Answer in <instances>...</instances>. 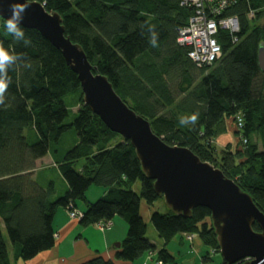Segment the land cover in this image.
Listing matches in <instances>:
<instances>
[{
  "label": "trees",
  "instance_id": "trees-1",
  "mask_svg": "<svg viewBox=\"0 0 264 264\" xmlns=\"http://www.w3.org/2000/svg\"><path fill=\"white\" fill-rule=\"evenodd\" d=\"M37 1L62 16L65 35L82 46L94 74L107 77L115 92L150 121L163 142L189 148L219 167L264 213V71L259 65L264 0H239L227 10L225 15L239 17V40L233 43L220 31L222 57L210 66H198L189 57L190 48L178 42L193 12L182 0ZM5 22L0 17V47L16 59L0 73L5 85L0 95V220L13 259L0 224V264L28 261L53 248L57 210L71 204L78 208L81 202L85 206L79 218L82 226L116 216L128 224L127 236L116 251L120 263L96 255L81 264H133L147 253H156L160 264H176L166 246L158 250L146 237L141 202L152 206L163 197L143 172L130 140L112 131L84 103L78 74L61 50L36 29L22 26L25 35L16 38L4 30ZM70 95L75 96L78 109L73 121L67 122L71 110L65 100ZM192 114L197 115L195 123L180 124L182 117ZM239 115L243 128L237 133L247 143L228 145L217 156L215 140L226 132V120H237ZM71 130L78 143L58 161L69 189L54 198V189L42 188L33 172L37 161L51 150L56 152ZM93 186L107 188L95 202L86 196ZM151 221L166 245L179 234L196 233L204 246L219 252L211 210L205 206L194 208L190 217L171 209L154 211ZM253 227L260 231L257 223Z\"/></svg>",
  "mask_w": 264,
  "mask_h": 264
},
{
  "label": "water",
  "instance_id": "water-1",
  "mask_svg": "<svg viewBox=\"0 0 264 264\" xmlns=\"http://www.w3.org/2000/svg\"><path fill=\"white\" fill-rule=\"evenodd\" d=\"M13 5L24 7L22 26L36 29L61 50L78 74L83 100L114 132L130 140L143 172L154 180V188L174 213L190 217L194 208L211 210L213 228L223 261L264 264V213L250 194L243 191L221 169L201 160L189 148L167 145L153 131L148 119L138 114L114 90L108 78L94 74L82 46L65 35L62 16L50 13L40 1L0 0V17L11 16ZM259 65L264 71V44ZM257 223L260 231L253 225ZM120 248L121 244L116 245Z\"/></svg>",
  "mask_w": 264,
  "mask_h": 264
},
{
  "label": "crops",
  "instance_id": "crops-1",
  "mask_svg": "<svg viewBox=\"0 0 264 264\" xmlns=\"http://www.w3.org/2000/svg\"><path fill=\"white\" fill-rule=\"evenodd\" d=\"M231 119V118H230ZM227 119V131L221 135L227 145L231 144L232 137L236 136V131L231 126L232 121ZM219 142V140H215ZM78 143V138L75 137L74 146ZM70 147V146H69ZM72 148V147H71ZM67 146L57 149L56 152L51 150L45 157L37 161V168L33 172V179L44 189L52 187L54 189V198L63 196L69 189V185L63 174L60 171L58 161L63 157V154L71 149ZM51 172L57 175L58 180L61 182V190L56 188L54 180L47 179L45 186L40 180V172ZM45 175V174H44ZM137 189V183L135 185ZM107 192V188L99 187L96 191L88 190L87 199L91 202L97 201L104 196ZM84 204H78V210L83 212ZM142 209V202H141ZM142 213V212H141ZM152 214V213H151ZM144 217V216H143ZM145 221L148 225L151 220L147 216ZM111 226L102 229L100 223L90 226H82L79 218H72L67 208L60 207L53 220V229L55 235V246L47 251H43L35 256L33 259L21 263L20 260L17 264H81L95 257L96 255H102L106 259H111L116 263H120L116 259V251L118 247L117 243H120L126 238L128 232L127 222L116 216L111 220ZM155 253H147L143 256L142 264H151L154 261ZM156 257V256H155ZM151 260V261H150ZM160 264L159 261H156ZM135 264V262L133 263Z\"/></svg>",
  "mask_w": 264,
  "mask_h": 264
},
{
  "label": "built area",
  "instance_id": "built-area-1",
  "mask_svg": "<svg viewBox=\"0 0 264 264\" xmlns=\"http://www.w3.org/2000/svg\"><path fill=\"white\" fill-rule=\"evenodd\" d=\"M239 0H182V5L192 8L193 12L185 26L181 28L178 42L189 47V57L198 66H210L222 57V48L217 35L220 31L227 33L233 43H238L241 23L237 15H225L228 9ZM250 16L254 15V10H250ZM237 127L243 128V118L237 116ZM243 143L247 140L243 138ZM72 218H81L83 212L79 211L73 204L68 208ZM111 221L100 222L102 229L111 226ZM197 234H185L189 239H193ZM246 263L249 259H244ZM245 263V264H246Z\"/></svg>",
  "mask_w": 264,
  "mask_h": 264
},
{
  "label": "rangeland",
  "instance_id": "rangeland-1",
  "mask_svg": "<svg viewBox=\"0 0 264 264\" xmlns=\"http://www.w3.org/2000/svg\"><path fill=\"white\" fill-rule=\"evenodd\" d=\"M75 100H76V98L74 95L68 96L65 100L66 104L69 106V108L71 110V114H70L69 118L67 119V122H72L73 119L75 118L74 115L78 109V105L75 106ZM230 120L232 121L231 126L236 131V136L234 138L233 137L234 134L231 135L232 140L230 141L231 144L229 146L234 148L235 146H237L239 144L240 140H242V139H241V134L237 133V130H239L237 127V120H234L233 118ZM226 126H227V121H226ZM223 134H221V135H223ZM27 135H29L28 131H27ZM221 135L217 138V140H219V142L216 141V145H215L217 147L216 148L217 156H220L222 153V150L227 149V146H228L225 142H223L224 140L221 138ZM75 137H76V133L74 130H71V131L65 133L63 135L61 141H60V144H58V145H60V147L58 146V149L63 148L65 146H67L68 148L73 147ZM212 165H214V164H212ZM215 167L219 168L217 166H215ZM39 176H40L41 182H43L45 186L47 185V183H46L47 179L50 177V179L55 181L56 188L58 190L62 189L61 188V182L58 180V177L56 174L44 171V172H40ZM96 189H99V187L93 186L90 188V190H92V191H96ZM137 189H138L137 192H140V189H141V182L140 181L137 182ZM81 203H79V204L81 205ZM82 205H83V203H82ZM168 210H169V208H168L164 198L158 199L157 201H155V203L152 206H149L145 202V200H142V209H141L142 213L141 214L145 218H147V216L150 217L151 213L154 211H158L161 213H167ZM0 222H1L0 223L1 228H2V232H3L5 242H6L7 247H8L9 254L11 256V259H13V248H12L11 241L8 237V233H7L6 228L4 227L3 222L1 220H0ZM146 237L156 245L158 250L166 246V248L170 251V253L175 257L176 264H220L221 262H223V257L221 255V253L220 252H217V253L213 252L212 250H210L209 248L204 246V244L201 242L198 235H196V237L191 240L188 237H186L185 235L179 234L169 244L166 245L164 240L160 238L155 226L153 225L152 221L150 220L148 223V230H147ZM155 256H154V261L151 264H157V262H156L157 261V254L156 253H155ZM205 258H210V259H205ZM246 259H249V261L252 260L250 258H246ZM142 260H143V257L136 260L135 264H142L141 263ZM12 261L14 262V260H12ZM20 262L25 263V261H23V260H20ZM161 264H171V263H161Z\"/></svg>",
  "mask_w": 264,
  "mask_h": 264
},
{
  "label": "clouds",
  "instance_id": "clouds-1",
  "mask_svg": "<svg viewBox=\"0 0 264 264\" xmlns=\"http://www.w3.org/2000/svg\"><path fill=\"white\" fill-rule=\"evenodd\" d=\"M25 11L24 7H18L16 5H13L11 8V16L6 20L4 24V30L8 34H11L12 36L16 38L24 37L25 32L22 28V20H23V13ZM153 44H155V40L153 39ZM16 57L8 52L7 49L0 47V73H3L6 71L9 64H11ZM5 89V85L3 82H0V95L3 94ZM197 120V115L192 114L191 116L182 117L180 119V124H188L189 121L192 123H195Z\"/></svg>",
  "mask_w": 264,
  "mask_h": 264
},
{
  "label": "bare ground",
  "instance_id": "bare-ground-1",
  "mask_svg": "<svg viewBox=\"0 0 264 264\" xmlns=\"http://www.w3.org/2000/svg\"><path fill=\"white\" fill-rule=\"evenodd\" d=\"M64 22V21H63Z\"/></svg>",
  "mask_w": 264,
  "mask_h": 264
}]
</instances>
